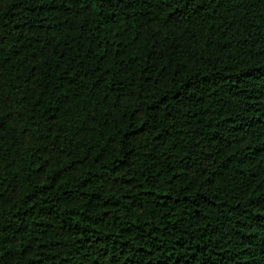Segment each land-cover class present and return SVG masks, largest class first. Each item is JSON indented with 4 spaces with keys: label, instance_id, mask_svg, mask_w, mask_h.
Returning a JSON list of instances; mask_svg holds the SVG:
<instances>
[{
    "label": "trees",
    "instance_id": "trees-1",
    "mask_svg": "<svg viewBox=\"0 0 264 264\" xmlns=\"http://www.w3.org/2000/svg\"><path fill=\"white\" fill-rule=\"evenodd\" d=\"M0 264H264V0H0Z\"/></svg>",
    "mask_w": 264,
    "mask_h": 264
}]
</instances>
